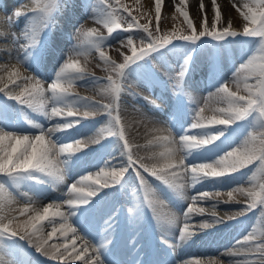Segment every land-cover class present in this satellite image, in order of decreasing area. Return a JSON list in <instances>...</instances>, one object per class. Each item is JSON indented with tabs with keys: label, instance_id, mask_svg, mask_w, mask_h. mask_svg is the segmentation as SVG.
Masks as SVG:
<instances>
[{
	"label": "snow or ice",
	"instance_id": "snow-or-ice-1",
	"mask_svg": "<svg viewBox=\"0 0 264 264\" xmlns=\"http://www.w3.org/2000/svg\"><path fill=\"white\" fill-rule=\"evenodd\" d=\"M135 3L132 8L122 0L95 4L82 0L80 7L91 9L89 19L107 35L72 22L69 10L77 7L75 0H32L30 8L13 12L16 18H25L21 36L13 33L9 41L0 32V39L15 49L7 52V59L0 56V250L10 257L0 259V264H39L23 259L16 238L56 264H112L108 245L116 208L109 201L129 186L136 189L137 201L128 212L138 219L143 209L151 210L170 255L190 246L199 235L228 228L229 221L256 209L257 216L264 217V0H233L242 30H236L231 20L224 21L217 0H211V23L200 0L199 30L189 13V0H173V20L182 18V24L164 32L160 22L165 0H154V30L153 13L141 12L140 0ZM66 13L70 32L58 28V17ZM8 23L11 26V18ZM65 40L67 47L62 46ZM113 43L118 45L120 62L109 55ZM236 47L241 58L225 74L221 62ZM208 48L214 50V59L209 62L207 96L197 100L186 77ZM93 54L106 77L89 71L87 61ZM169 54L181 56L178 68L169 74L174 111L157 121L165 128L151 129L158 134L146 145L154 161L149 166L134 155V147L140 146L129 141L131 125L126 126L121 116V99L124 95L144 99L150 112L161 111L154 100L126 91L125 84L142 74L157 86L152 61H163ZM78 87L102 99L82 96L75 91ZM189 106L191 119L185 125ZM133 110L140 113L141 124L152 122L139 108ZM98 113L106 119L85 123ZM78 168L83 169L81 174L66 183ZM141 170L164 188L150 184ZM61 185L65 187L60 196L40 204L46 193ZM201 185L208 187L199 189ZM225 185H230L227 199L221 200ZM238 197L244 198V206L224 209L221 216L220 205L241 204ZM165 203L184 205L180 216L163 211ZM105 212L106 235L90 240V222ZM225 254L227 262L209 257L174 259L172 264H264V227L234 240L220 256Z\"/></svg>",
	"mask_w": 264,
	"mask_h": 264
},
{
	"label": "bare ground",
	"instance_id": "bare-ground-1",
	"mask_svg": "<svg viewBox=\"0 0 264 264\" xmlns=\"http://www.w3.org/2000/svg\"><path fill=\"white\" fill-rule=\"evenodd\" d=\"M130 1H135V0H130ZM176 2L178 3V0H176ZM199 2H200V0H189V3H188V8L190 9L193 16L198 20L201 19V13L198 10ZM203 2L205 5L203 13H205L208 16L209 21H211L213 18V15H214L213 10H212L211 0H203ZM240 2H243V0H240ZM75 3L77 5V7L75 9L69 10V12L72 13V17H73V15L78 14L77 12H79V5H81V2H79L77 0H75ZM172 3H173V0H165V3H164L163 8H162V14L164 15L162 19H164V17H165L166 20L164 23H166L167 25H170V23H172V22H173V24H175L177 22V20H173V16L176 15V13H175L174 6ZM217 3L221 5V11H222V16H223L224 21L231 20L233 23V26L236 30H242L243 21H242V18L239 17L235 8L232 6L233 0H217ZM1 4L11 5L10 0H0V6H2ZM139 7H141L144 10V12H152L153 16H154V0H140ZM2 13L3 12L0 9V32H4L6 34V30L4 29L5 23L3 21ZM7 18H12V15L11 14L7 15ZM22 18L23 17H20V20ZM179 20H181V18ZM1 42H3V39H0V43ZM0 50H1V48H0ZM25 74H28V73L26 72ZM151 114H152L151 112L149 114H147L149 119L153 118V116H150ZM210 115H212V114H210ZM126 124L131 125V127L128 129L129 141H131L130 143H132L133 145L140 146V147H134L133 150L140 151V154L144 158V161L146 162V164L151 166V164L154 162L153 160L149 159V155H151L152 149L151 150H144V143L143 142H145V141L148 142V140L152 139L154 135L158 134V133H152L151 132L152 128H154V127L155 128H163V127L158 126L157 124H155L154 121H152L151 123L144 122L143 124H141L139 122V120L137 119V117H133L131 122H129L127 120ZM142 128H144V130L147 131L148 134H142L143 133ZM225 186H223V187H225ZM51 192L47 193L46 196L52 197ZM61 194H62V192L59 189L53 190V196L54 197H58ZM223 196L227 199L226 193L224 195H222L221 197H223ZM238 199H240L242 201L241 197H238ZM221 200H224V199L221 198ZM166 205L169 208V210L173 214H175L174 216H177V217L180 216L181 212L173 211L170 204H166ZM243 206H244L243 201L241 204H238V205L237 204H221L220 205V207L223 209L224 208H232V209L233 208H240ZM97 215H99V214H97ZM200 218H202V217H195V220L198 221ZM181 220H182V218H181ZM126 227H127L126 224H121L116 228V230L120 234H126V231H125ZM249 230H251L250 227L247 228L246 232H248ZM141 232H142V227L139 226L138 229H136L135 234H140ZM237 239H238V237H237ZM194 248H195V245L193 242L190 244V246L183 248L181 251H183V253H185V252H187V253H196V252L199 253ZM38 255L40 256V257H38V260H37L39 262V264H47V263L48 264H56V262L46 259L45 257L41 256L39 253H38ZM223 257L224 258H220V259H222V260L228 259V257H226L225 255H223ZM0 259L8 260L9 258L4 256L3 252L0 250ZM24 259L26 260V258H24Z\"/></svg>",
	"mask_w": 264,
	"mask_h": 264
},
{
	"label": "rangeland",
	"instance_id": "rangeland-1",
	"mask_svg": "<svg viewBox=\"0 0 264 264\" xmlns=\"http://www.w3.org/2000/svg\"><path fill=\"white\" fill-rule=\"evenodd\" d=\"M122 2L123 3H126L129 7H132V8H135V7H137V5H136V3H135V1H130V0H122ZM140 10H141V12H144V10L140 7ZM189 10V13H190V15L193 17V15H192V13L190 12V9H188ZM134 15H139V13H137V12H134L133 13ZM205 14V13H204ZM163 18V15L161 16V22H160V27H161V32H164V31H170L172 28H173V26L176 24V23H181L182 24V20H179V21H177L175 24H173V22L172 23H170V25H167L166 23H164L165 22V17H164V19H162ZM194 18V17H193ZM194 20H195V23H196V25H197V28H198V30H199V28H200V22H201V19L200 20H198V19H196V18H194ZM141 23H145L146 21L144 20V19H141V21H140ZM175 22V21H174ZM209 23H211V21H209ZM154 26H155V20H154V16H153V30H154ZM83 28L84 29H89V28H97L98 29V31H106V29H104L101 25H97V26H95V27H89V26H86V25H83ZM16 33H18V34H20V33H22V29H13ZM11 40V38H9V41ZM117 47H118V45L116 44V45H113L112 46V48L109 50V55H111L114 59H116L118 62H120L121 60H122V58L120 57V55H119V53L116 51V49H117ZM8 51H15V49H14V46L13 45H11L10 44V49H8ZM127 53V52H126ZM179 56V57H178ZM174 57H175V59H179L180 58V54L179 55H174ZM81 62L82 63H85V61H84V59L82 58L81 59ZM97 63H98V58L96 57V55L95 54H93L92 56H90L89 57V59H88V61H87V67H88V69H89V71H93V72H95V73H100L101 75H107V73L106 72H104V71H102L101 70V68H99V67H97ZM100 71V72H99ZM208 74V72L207 71H203V78L206 76ZM163 77H164V75H163ZM165 78V77H164ZM230 87H231V84H230ZM170 88V90H172V87H169ZM77 90L79 89V90H82V91H88V92H93V91H90V90H86V89H84L83 87H78V88H76ZM78 90V91H79ZM94 93V97L95 98H97V99H100V98H102L101 96H99V97H96V93L95 92H93ZM148 93H147V91H146V94L145 95H147ZM148 96V95H147ZM147 96H143V97H146L147 98ZM129 99H131L132 100V102H134V99L133 98H130L129 97ZM106 102H107V100H105ZM147 106V105H146ZM144 106H142V108H143ZM149 107V106H148ZM126 114L124 117H126V116H131V115H133V111H130V110H127L126 108H124V107H122V109H121V116H122V118H123V114ZM221 213V212H220ZM253 219V221H251V223H253L254 224V226L257 228V229H259V228H261V225H264V220L261 218V217H255L254 216V218H252Z\"/></svg>",
	"mask_w": 264,
	"mask_h": 264
}]
</instances>
